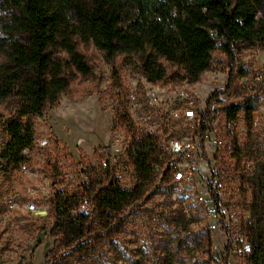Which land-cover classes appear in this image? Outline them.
Masks as SVG:
<instances>
[{
	"label": "rangeland",
	"instance_id": "374dc122",
	"mask_svg": "<svg viewBox=\"0 0 264 264\" xmlns=\"http://www.w3.org/2000/svg\"><path fill=\"white\" fill-rule=\"evenodd\" d=\"M17 14L15 5L0 0V67L9 63L11 44L25 41L24 32L12 25ZM76 45L89 70L81 73L69 65L67 88L33 116V155L26 167L14 169L0 160V264L52 263L46 258L53 243L48 205L52 187L43 168L49 130L68 146L69 155L61 151L57 156L58 171L73 188L87 181L88 165L98 167V152H105L115 163L129 162L124 154V126L151 135L162 164L155 168L147 191L121 208L117 231L102 234L90 263L223 264L221 255L231 243L228 264H252L251 253H241L239 248L245 243L251 247L253 231L264 235V202L255 198L264 193V39L242 45L237 53L246 75L238 79L235 90L220 98L225 103L242 98L243 109L232 121L216 115L202 149L193 127L208 96L226 83L224 54L219 49L212 52L209 66L193 85L183 81L174 86L152 85L133 60L124 63L117 57L114 62L124 87L118 96L133 95L125 104L126 97L119 99L111 80L110 63L91 42L77 39ZM53 55L68 62L62 50ZM160 62L167 64L162 58ZM167 65L168 71H181L179 66ZM16 89L17 84L0 100V148L7 139L4 121L22 102ZM118 107L125 108L131 120L113 127ZM175 140L179 145L197 143L195 152L188 156ZM95 147L101 151L93 153ZM186 161L187 173L178 175L167 168L175 165L182 171ZM209 180L219 198L218 208L207 193ZM134 182L133 173H123L124 188ZM207 229L209 246L203 239Z\"/></svg>",
	"mask_w": 264,
	"mask_h": 264
},
{
	"label": "trees",
	"instance_id": "16d2710c",
	"mask_svg": "<svg viewBox=\"0 0 264 264\" xmlns=\"http://www.w3.org/2000/svg\"><path fill=\"white\" fill-rule=\"evenodd\" d=\"M5 1L18 10L13 17V28L25 34L23 43L11 44L9 63L0 67V100L9 96L17 84L16 92L22 101L14 115L4 121L7 139L0 148L1 162L14 169H21V165L26 167V161L33 155V116L44 110L45 102L55 101L67 88L65 70L68 66L72 65L81 73L89 70L77 48V39L91 42L110 63V77L117 96L124 88L114 62L117 57H122L124 63L133 60L152 85L174 86L181 81L193 85L209 66L212 52L219 49L224 54L226 83L208 96L193 128L201 149L216 117L212 103L224 110L222 116L227 121L234 120L243 109L242 98L225 103L220 96L235 90L238 79L246 75L237 63L241 46L264 39V0ZM57 50L65 52L68 62L53 55ZM161 58L171 66H179L181 71H168L170 66L161 63ZM123 97L127 104L128 94L122 93L119 99ZM123 107L116 109L113 127L116 123L130 122ZM122 129L127 140L124 154L135 178L128 188L121 185L112 167H100L106 153L98 152L99 147L93 149V153L98 152V168L88 165L87 181L69 188L65 175L58 171L57 161L59 152L70 154L68 146L49 130L50 144L43 168L52 187L48 205L52 216L49 234L53 243L46 255L51 264H93L90 260L101 246L102 234L117 231L121 208L134 204L154 181L155 168L162 164L155 141L148 133L138 132L133 127ZM206 188L212 204L218 208L219 198L212 180L206 183ZM263 197L264 193L255 195L262 203ZM252 237L251 262L264 264V235L253 231ZM203 239L209 246L208 229ZM230 244L221 255L223 264H228Z\"/></svg>",
	"mask_w": 264,
	"mask_h": 264
},
{
	"label": "built area",
	"instance_id": "2783aa9c",
	"mask_svg": "<svg viewBox=\"0 0 264 264\" xmlns=\"http://www.w3.org/2000/svg\"><path fill=\"white\" fill-rule=\"evenodd\" d=\"M130 96L133 97V95L131 93H129V97ZM211 108L215 109L216 115H218V114L219 115H223L224 114V110H222L221 108H219L218 104L212 103L211 104ZM196 122H197V120H196ZM195 125H196V123H195ZM174 142L178 145V148H179V146L182 147V148H184L186 150V154L188 156H190V152H195V149L197 147V143H192V142H189V141H186L185 143L180 144V145L178 144V141L175 140ZM198 143H199V141H198ZM98 165H99V162H98ZM107 166H110V167L113 168L114 173H115V175H116V177H117V179L119 181H121V178H122L123 173H134L133 168H132V166L130 165L129 162L128 163H123V164H121V163H115L108 154H106V157H103L100 160V167L101 168H105ZM183 167H185V169L182 170V171L180 169H178V168H175V165H171L170 168H172V172L173 173H177L178 175H180V173H187L185 170L186 169L189 170L190 165L186 161L184 163ZM24 168H25V166L24 165H21V169H24ZM199 198L201 199L200 196H199ZM239 251H241V253L242 252L251 253L250 243H249V245L245 243V245H243V247L239 248Z\"/></svg>",
	"mask_w": 264,
	"mask_h": 264
}]
</instances>
